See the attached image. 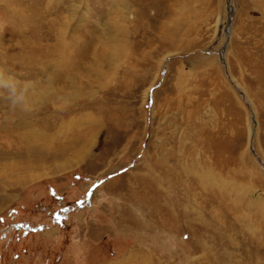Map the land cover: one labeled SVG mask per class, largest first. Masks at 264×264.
Masks as SVG:
<instances>
[{"label": "rangeland", "instance_id": "374dc122", "mask_svg": "<svg viewBox=\"0 0 264 264\" xmlns=\"http://www.w3.org/2000/svg\"><path fill=\"white\" fill-rule=\"evenodd\" d=\"M74 37L65 71L46 48ZM263 241L264 0H0V264H262Z\"/></svg>", "mask_w": 264, "mask_h": 264}, {"label": "bare ground", "instance_id": "6f19581e", "mask_svg": "<svg viewBox=\"0 0 264 264\" xmlns=\"http://www.w3.org/2000/svg\"><path fill=\"white\" fill-rule=\"evenodd\" d=\"M13 1V0H12ZM121 1V3L122 2H124L125 0H120ZM11 3V2H10ZM27 11H28V13L27 14H22L21 12H19V14H18V21L15 23V24H17L18 22H19V26L17 27V31H16V36L18 35V36H21V35H24L25 33H26V25H27V23H29V21L24 17V15H28L30 12H33L34 13V18H35V16H37L38 15V20H40L41 21V23L42 24H44L43 23V19L40 17V14L42 15V12L43 13H45V11H43V10H40V13H39V9L35 6V5H30V6H28L27 8ZM42 11V12H41ZM31 15H33V14H31ZM102 15V14H101ZM33 17V16H32ZM102 17V16H101ZM100 18V17H99ZM11 21H13V20H11ZM31 21V20H30ZM112 22H114L115 23V21H112ZM13 23V22H12ZM11 23V24H12ZM111 23V22H110ZM116 23H117V21H116ZM15 24H13L14 26H15ZM56 24V23H55ZM89 24V23H88ZM111 24H113V23H111ZM122 24V23H121ZM18 25V24H17ZM16 25V26H17ZM22 25H25V26H22ZM12 26V25H11ZM21 26V27H20ZM115 26V25H114ZM120 26V25H119ZM13 27V26H12ZM116 27H117V25H116ZM120 28V27H119ZM116 29V28H115ZM53 30V31H52ZM56 30V28H55V25L54 24H49L48 26H47V34H52L50 31H52L53 33H56L55 35H54V37L55 38H57V39H59V40H65L64 38H65V34H64V36L61 34V33H59V32H56L55 31ZM118 30V29H117ZM122 30V29H121ZM25 31V32H24ZM119 32V31H118ZM117 33V32H116ZM127 33V32H126ZM124 34V33H123ZM114 35H115V33H114ZM119 35V34H118ZM24 38H23V40H26V37L25 36H23ZM95 37V36H94ZM111 37H115V39L117 38V34L115 35V36H111ZM123 37V36H122ZM121 37V38H122ZM13 38H15V37H13ZM69 39V38H68ZM73 39H75V37L73 38ZM72 38H71V40L73 41V42H71L72 44H71V46L72 45H75V50H73V52H67V51H65V49L63 48V44H58V43H52L51 45H49L47 48H46V52H45V54H46V58L48 59V60H51V58H52V60L54 59V61L53 62H56V61H58V58L56 59L55 57H53V55L54 54H57L58 56L60 55V57H62V56H65L66 58H67V62L65 63V71L66 70H68V69H73L74 67H76L77 65H78V63H79V56H83L84 54H87V53H89V50H90V46H88V44L89 43H86V42H84V43H82L81 44V42L82 41H80L81 40V37H79L78 39H75V40H73ZM113 39V38H112ZM117 40V39H116ZM116 40H114V41H116ZM120 40V39H119ZM122 40V39H121ZM9 41V40H8ZM13 43H15V40L14 39H12L11 40ZM80 41V42H79ZM118 41V40H117ZM17 42V41H16ZM10 43V42H9ZM27 43V42H26ZM28 43H29V40H28ZM13 45V44H12ZM66 45H67V47H68V45L69 44H67V42H66ZM19 46V45H18ZM23 50V49H22ZM24 50H26V49H24ZM120 51V50H119ZM119 51H117L115 54H117V53H121V52H119ZM22 52V51H21ZM29 52V51H28ZM36 52V51H35ZM34 52V53H35ZM122 52H124L123 50H122ZM19 53H20V51L18 52L17 50H15V55H17V57H19ZM26 53V52H25ZM28 55V54H27ZM45 56V55H44ZM29 57V56H28ZM28 60H29V58H28ZM63 62V61H62ZM49 63H51V61L49 62ZM61 69V68H60ZM60 92V94L62 93V91H59ZM63 97H64V95H63ZM83 118H85V120H87V122H82V120L81 119H83ZM76 119V118H75ZM94 118H93V116L91 115V114H89V116L87 115V116H84V115H82V118H77V120L75 121V123H74V128L76 127V128H81V130L80 131H82V129L83 128H85V127H87L88 129H93L94 127H95V125H94ZM78 129H73V133L74 134H78L79 132H80ZM57 133V132H56ZM80 134V133H79ZM79 138V137H78ZM68 142V141H67ZM66 143V142H65ZM48 145V144H47ZM49 145H50V143H49ZM70 145V144H69ZM156 181H159L158 179H156ZM157 183V182H156ZM158 184H160V182L158 183ZM158 188V187H157ZM157 188H155V187H153V190L155 191V189H157ZM164 188V187H163ZM162 188V189H163ZM163 191V190H162ZM160 195V194H159ZM159 200V199H158ZM158 202V201H157ZM132 204H134V203H132ZM141 205V204H140ZM154 206V205H153ZM159 206V205H158ZM141 207V206H140ZM160 209V208H159ZM161 210V209H160ZM145 212V211H144ZM162 212V211H161ZM168 215H169V217H167L168 219L167 220H170L171 218H172V215H171V213H168ZM157 218H159V217H157ZM162 218H163V216H162ZM244 219V218H243ZM167 220H163L164 222H167ZM242 220V219H241ZM246 220V219H245ZM254 220V219H253ZM155 221H157L156 219H155ZM163 221H161V222H163ZM251 222H252V220H251ZM160 223V222H159ZM169 223V222H168ZM243 223L245 224V225H248V228L250 227L249 226V224H247L245 221H243ZM156 224V223H155ZM251 224H253V225H255L254 223H251ZM132 225V224H131ZM136 225V229L137 230H139L138 228H141V225H144L143 224V222H142V220H140V222H139V224H135ZM134 225V226H135ZM145 225H146V223H145ZM150 225V224H149ZM231 227V226H230ZM242 227V229L241 230H243L244 232H246L247 231V226H245V227H243V226H241ZM135 228V227H134ZM133 228V229H134ZM152 228V227H151ZM251 228V227H250ZM159 229V228H158ZM254 229V228H253ZM142 230V229H141ZM162 231V230H161ZM231 231H233V230H231ZM138 233H141V232H138ZM253 233V232H252ZM254 233H255V231H254ZM253 233V234H254ZM250 235V234H249ZM235 237V236H234ZM237 237V236H236ZM141 238V237H140ZM143 239V238H142ZM230 240L231 241H233V239H232V236H230ZM229 240V241H230ZM236 240V239H235ZM141 241V240H140ZM262 241V240H261ZM262 243H264V241L262 242ZM240 245V244H239ZM263 245V244H262ZM137 246V245H136ZM157 246V245H156ZM155 247V246H154ZM204 247V246H203ZM156 248V247H155ZM205 248V247H204ZM241 249V248H240ZM256 253V252H255ZM142 255V254H141ZM255 255V254H254ZM145 256V255H144ZM151 256V255H150ZM149 256V257H150ZM141 257V256H140ZM212 257V256H211ZM257 257V256H256ZM255 257V258H256ZM139 258V257H138ZM217 258V257H216ZM249 258V257H248ZM252 258H254V256H252ZM262 258V257H261ZM147 259V258H146ZM149 259V258H148ZM210 259H212V258H210ZM214 259V258H213ZM247 259V258H246ZM250 260V259H249ZM254 260V259H253ZM258 260V259H257ZM150 261V260H149ZM213 261H215V260H213ZM242 261V260H241ZM147 262V261H146ZM145 262V263H146ZM153 262V261H152ZM216 262V261H215ZM219 262V261H218ZM260 262V261H259ZM148 263V262H147ZM152 264V263H151ZM207 264V263H206ZM224 264V263H223ZM226 264H236V262L234 263H232V262H229V263H226ZM237 264H238V262H237ZM262 264H264V262L262 263Z\"/></svg>", "mask_w": 264, "mask_h": 264}]
</instances>
